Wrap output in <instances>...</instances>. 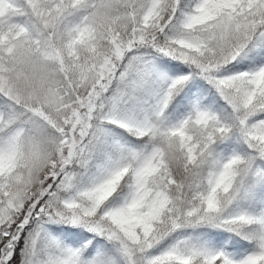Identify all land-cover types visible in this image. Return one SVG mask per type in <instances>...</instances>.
Masks as SVG:
<instances>
[{
  "label": "snow or ice",
  "instance_id": "obj_1",
  "mask_svg": "<svg viewBox=\"0 0 264 264\" xmlns=\"http://www.w3.org/2000/svg\"><path fill=\"white\" fill-rule=\"evenodd\" d=\"M0 264H264V0H0Z\"/></svg>",
  "mask_w": 264,
  "mask_h": 264
}]
</instances>
